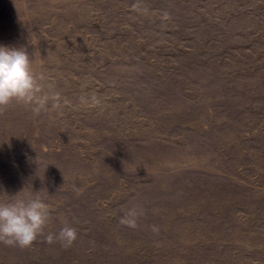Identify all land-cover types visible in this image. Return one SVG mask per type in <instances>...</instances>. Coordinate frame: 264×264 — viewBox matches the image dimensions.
<instances>
[{"label": "rangeland", "instance_id": "374dc122", "mask_svg": "<svg viewBox=\"0 0 264 264\" xmlns=\"http://www.w3.org/2000/svg\"><path fill=\"white\" fill-rule=\"evenodd\" d=\"M0 45L40 86L0 112V203L52 209L0 264H264V0H0Z\"/></svg>", "mask_w": 264, "mask_h": 264}, {"label": "clouds", "instance_id": "9594fccd", "mask_svg": "<svg viewBox=\"0 0 264 264\" xmlns=\"http://www.w3.org/2000/svg\"><path fill=\"white\" fill-rule=\"evenodd\" d=\"M39 91L40 86L28 51L23 47L0 45V112L12 101L31 103L37 99ZM39 103L42 105L44 100L41 99ZM34 112L38 115L39 108L34 109ZM51 211L39 196L0 203V242L8 246L30 247L44 233ZM142 214V210L134 206L128 209L120 223L136 228ZM77 235L75 228L65 226L58 233H49L46 242L52 244L58 241L68 248L76 241Z\"/></svg>", "mask_w": 264, "mask_h": 264}]
</instances>
